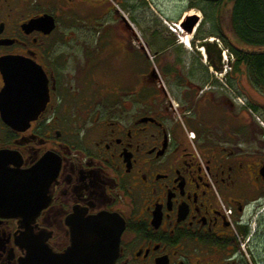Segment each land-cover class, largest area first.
<instances>
[{
	"label": "flooded vegetation",
	"instance_id": "obj_1",
	"mask_svg": "<svg viewBox=\"0 0 264 264\" xmlns=\"http://www.w3.org/2000/svg\"><path fill=\"white\" fill-rule=\"evenodd\" d=\"M218 2L145 27L140 0H0V95L6 71L27 90L19 125L0 109V264L73 243L82 264L100 214L120 229L110 264H264V83L205 51L227 44L206 29ZM125 58L126 75L107 63Z\"/></svg>",
	"mask_w": 264,
	"mask_h": 264
},
{
	"label": "water",
	"instance_id": "obj_2",
	"mask_svg": "<svg viewBox=\"0 0 264 264\" xmlns=\"http://www.w3.org/2000/svg\"><path fill=\"white\" fill-rule=\"evenodd\" d=\"M200 20V16L196 13H186L183 16L181 26L186 29L189 34L194 29L195 25L198 24ZM204 49L207 52V54L213 53L217 59L220 61L219 68H222L221 65V58L223 55V48L220 46V44L217 42V40H211V37L208 41L204 44ZM15 72L13 71H6L5 72V85L2 88L1 95H0V109L3 119L13 125H19L21 122V119H16V115H19L23 109L24 103L21 101V95H26L27 90L25 92L22 89H15L13 92V83ZM20 74V73H19ZM14 94L18 95L19 99H16L15 104L10 105L11 97L14 96ZM20 104H17V103ZM17 104V105H16ZM29 113L33 112L35 108L32 105H27V108ZM27 120V119H26ZM93 224V231L92 235L93 238H105L104 246H102L101 243L95 242L92 246V250H89L87 253H89L90 257H84L82 258L83 263L82 264H110L111 258L114 255L113 246L114 241L113 239H117L119 237L120 229L115 228L113 225V218L108 215H95L91 219ZM105 246H108L107 248ZM103 247V248H102ZM79 249L77 247L76 243H73V245L62 255V256H55L52 259V262L49 264H62L61 262L63 260L70 262L69 264H76V259L79 258Z\"/></svg>",
	"mask_w": 264,
	"mask_h": 264
},
{
	"label": "trees",
	"instance_id": "obj_3",
	"mask_svg": "<svg viewBox=\"0 0 264 264\" xmlns=\"http://www.w3.org/2000/svg\"><path fill=\"white\" fill-rule=\"evenodd\" d=\"M218 1L222 8L205 21H215V29L226 39L229 49L239 57L237 67L245 63L249 69L256 71L253 81L258 85L264 83V0ZM226 16L229 18L231 36L224 26Z\"/></svg>",
	"mask_w": 264,
	"mask_h": 264
},
{
	"label": "rangeland",
	"instance_id": "obj_4",
	"mask_svg": "<svg viewBox=\"0 0 264 264\" xmlns=\"http://www.w3.org/2000/svg\"><path fill=\"white\" fill-rule=\"evenodd\" d=\"M140 1H141L140 8H139V11L137 12L139 17H137V18L139 19V21H140L139 23L141 24V26H145V27L147 26V22H149L151 16L154 18V16L156 15L155 12L160 13V12H158L160 10L164 13L165 16L168 17L167 20H169V21L175 20V18H177L181 14L183 9L185 8V6L189 2V0H140ZM131 3H133V2H131ZM150 3H152V13H151ZM124 13H125V15H129L128 10H126V9L124 10ZM187 13H189V12H187ZM190 13H192V12L190 11ZM208 17L211 18L212 13L208 12ZM211 23H212V21L206 23V29H212ZM224 26H225L227 34H229L231 36L229 18L227 16L225 17V20H224ZM81 32H82L81 35L85 36L84 30H82ZM215 37L217 38V36H215ZM217 39H219V42L222 45H224V47L230 51L228 45L225 44L221 38L218 37ZM254 49H257V48L255 47ZM135 58L138 59V61L140 62V66H142L143 65L142 64L143 56L137 54L135 56ZM117 61H118V59H116V60L108 59L107 63L111 64L112 66L110 68H114L116 70V72L121 70L122 73H124V75H126L128 73V63L130 62V60L125 58V59H122L119 63ZM258 99H260V98H258Z\"/></svg>",
	"mask_w": 264,
	"mask_h": 264
},
{
	"label": "bare ground",
	"instance_id": "obj_5",
	"mask_svg": "<svg viewBox=\"0 0 264 264\" xmlns=\"http://www.w3.org/2000/svg\"><path fill=\"white\" fill-rule=\"evenodd\" d=\"M190 37H192V36H190ZM186 43V42H185ZM188 43H190L189 41H188ZM189 46V45H188Z\"/></svg>",
	"mask_w": 264,
	"mask_h": 264
}]
</instances>
